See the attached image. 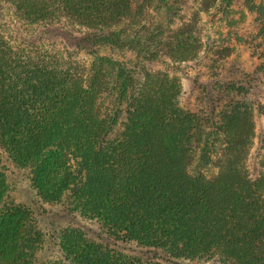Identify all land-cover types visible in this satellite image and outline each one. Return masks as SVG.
Listing matches in <instances>:
<instances>
[{
	"label": "trees",
	"instance_id": "1",
	"mask_svg": "<svg viewBox=\"0 0 264 264\" xmlns=\"http://www.w3.org/2000/svg\"><path fill=\"white\" fill-rule=\"evenodd\" d=\"M152 1L0 0L12 22L96 48L87 69L70 51L14 43L0 16V147L38 202L98 228L48 232L34 208L7 200L0 166V264H264V128L263 154L247 166L250 92L226 80L246 68L264 86V0L242 2L257 30L249 61L232 49L197 65L222 96L209 85L195 111L176 77L148 66L197 61L199 36L189 25L151 28ZM218 3L230 14V0ZM103 46L136 62L97 55ZM49 238L56 260L41 256Z\"/></svg>",
	"mask_w": 264,
	"mask_h": 264
},
{
	"label": "rangeland",
	"instance_id": "2",
	"mask_svg": "<svg viewBox=\"0 0 264 264\" xmlns=\"http://www.w3.org/2000/svg\"><path fill=\"white\" fill-rule=\"evenodd\" d=\"M140 2L141 0H137L138 5H140ZM242 2L243 0H230L231 8H229L230 14L228 15H224L222 9L216 6L217 3H221V0H153L151 2L152 6L149 7V10L147 9L146 22L150 23L151 28L155 22L156 24H162V26L170 25L171 29L182 25H189L195 28L199 36L201 51L197 56V61L172 67L168 65L167 62H164L163 59H158L153 65L151 64L148 66V68L165 70L176 77L184 90V101L185 103H187V101L191 102V109L193 111L199 107H207V102L210 97L208 94L209 89L207 88L209 85H212L211 87L214 89L215 98L222 96L218 93L216 87L214 88L213 80L205 74L208 72V68L204 69V72L198 70L199 67L197 65L199 63L203 64L207 62L209 67L211 64V61H209L210 58H215V56L223 57L227 52L231 54L232 49H236V51H246L242 57L244 58V63L247 62V59L248 61L250 60L249 52L251 48L254 47L252 39L255 37L257 30L252 24V16L245 11ZM156 7H158V10H156ZM0 16H2L9 25V30L6 32V35H13L11 40L13 42L15 41L14 43L19 44L21 40L31 41L61 53H66V50L70 51L76 55L75 58L83 66L90 69L93 61L92 51L96 50V48H92L88 43L85 45L84 43L79 44L77 38L62 33H54V31L51 32L50 35L46 33L42 34L44 30H41V28L37 29L34 25L29 26L27 24L23 25L21 22L17 21L12 22L13 15L6 7L0 9ZM168 16L173 19L172 23L169 21ZM50 43H52V45ZM97 55L106 57L114 62L125 64H127V62H136L135 53L117 50L111 46H103L97 49ZM106 68H109V65L106 66ZM233 71L234 74H232V72L229 76L227 74L228 77L226 80H233V82L239 83L237 84L238 87L244 85L245 89L250 92L246 99L241 98V101L245 100L248 103V107L251 111V121L254 125V132L246 157L247 166H250V162L255 160L258 152H260L258 137L264 128V86L258 87L257 83L252 84L250 77L252 75L246 68L245 71H243L244 73L234 69ZM202 73L205 74L204 78L202 77ZM182 103L184 102L182 101ZM185 103L184 105H186ZM258 105L259 107L261 106L262 109L259 114L257 111ZM119 123L123 126L122 120ZM121 125L117 128V131H121ZM259 154H263V152ZM0 158V166L4 170L7 180L10 183L7 200L15 203H25L28 206L30 205L32 209L34 208L36 212L42 215L43 225H47L48 232L54 231L56 235V233H60L64 228L73 227L76 229L81 228L94 235L98 233V228L94 225L82 219H75L71 215L60 213L58 210L47 205L44 206L38 202L39 199L30 186L29 174L23 170L16 169L14 165L11 164L9 158L6 157L1 147ZM259 159H261V157ZM205 173L208 176H212L216 173V169L211 168L206 170ZM42 255L43 260H56L58 257L56 248L50 238L47 239V244L41 256ZM204 264L224 263L208 261Z\"/></svg>",
	"mask_w": 264,
	"mask_h": 264
}]
</instances>
